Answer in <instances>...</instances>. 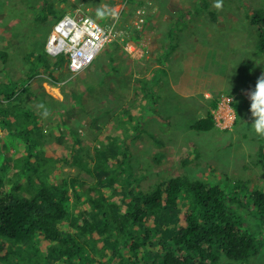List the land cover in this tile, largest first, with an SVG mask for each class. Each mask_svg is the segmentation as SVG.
<instances>
[{
  "label": "rangeland",
  "instance_id": "rangeland-1",
  "mask_svg": "<svg viewBox=\"0 0 264 264\" xmlns=\"http://www.w3.org/2000/svg\"><path fill=\"white\" fill-rule=\"evenodd\" d=\"M48 1L59 10L58 0ZM136 1L68 0L70 10L66 14L80 10L102 25H113L118 33L114 41H120L123 46L128 37L137 40L144 29L134 31L137 10L146 4L142 0L144 4L136 5ZM204 2H207L205 9ZM214 2L192 0L187 7L196 12V24L212 25L209 12H214L218 20L224 21V28H217L224 31L223 34L217 38L201 35L197 43L183 34L182 40L174 44L179 46L178 53L184 59L170 69L172 81L210 89L213 93L206 100L189 98L182 106L179 102H153L154 106L148 102L150 107L141 110V115L135 116L131 123L140 121L145 132L138 134L130 127L120 136L114 132L117 125L126 124L120 107L124 105L133 110L128 98L122 100L124 104L104 100L102 106L107 113L103 115L96 110L99 103L81 100L87 89L95 87L87 76H80L86 69L79 73L64 70V79L55 87L44 75L36 74L34 79L45 89L48 98L42 96L43 92H36L34 81L33 90L29 86L24 92L19 89L10 101L1 103L6 116L3 118L0 113V169L3 167L6 187L14 188L19 196L33 192L26 182V173L18 170L29 147L26 132L35 143L31 146V164L40 167L48 184H58L71 177L96 183V176L78 166L67 165L61 157H70L73 151V159H84L85 155H92L95 148H101V142L110 145L114 132L119 140L113 143V149L128 153L125 169L141 190L148 191L176 175L218 183L229 193L238 182H245L250 189L263 190L264 166L257 164L256 151L264 138L258 137L251 128L253 121L246 93L255 89L257 79L264 74V54L259 50L255 29L249 25L245 13L264 7V0H223L222 11L213 7ZM41 5L42 0H0V89L11 85L8 80L15 82L17 88L27 84L23 82L30 71L26 57L43 46L53 25L52 19L46 24L35 22ZM148 14L149 10L146 17ZM184 20H188L185 15ZM58 92L63 97L62 102L53 98ZM216 98L219 101L212 113L217 128L208 132L191 129L192 123L204 116L209 102ZM30 112L29 120L23 124L22 115ZM189 143L194 144V152ZM50 157L52 159L48 160ZM30 173L33 178L37 177ZM242 194L239 196L247 201L246 191ZM231 207L245 229L257 238L260 251L244 263L221 256L218 264H264V228L247 206L232 204Z\"/></svg>",
  "mask_w": 264,
  "mask_h": 264
},
{
  "label": "trees",
  "instance_id": "trees-1",
  "mask_svg": "<svg viewBox=\"0 0 264 264\" xmlns=\"http://www.w3.org/2000/svg\"><path fill=\"white\" fill-rule=\"evenodd\" d=\"M57 2L59 10L42 0L35 22L46 24L52 19L54 24L70 10L68 0ZM209 17L216 21L214 12H209ZM245 18L255 29L264 54V7L246 12ZM42 45L26 57L30 71L23 82L27 85L17 88L8 80L11 85L0 89L3 118L6 112L1 103L10 101L19 89L26 91L36 74L44 75L54 87L64 79L68 55L51 58L44 51L45 43ZM145 87L136 94L142 95ZM218 101L209 102V110L192 123L191 129L208 132L217 128L212 111ZM30 114L22 115L23 124ZM122 114L126 124L117 125L115 133L121 136L130 127L135 133L145 132L140 121L131 125L136 112L124 108ZM114 132L110 145L101 142V148L84 159H73V151L70 157H61L67 165L96 176L94 184L79 177L48 184L40 167L31 164V146L35 143L25 133L29 147L18 170L26 173L33 192L19 196L14 188L6 187L3 167L0 169V264H218L221 256L244 263L258 255L257 238L245 229L231 205L247 206L264 228V189H250L245 182H238L229 193L218 183L176 175L148 191L141 190L125 169L128 153L113 149L119 140ZM189 145L194 152V144ZM256 160L264 166L262 141ZM31 171L37 177L33 178ZM245 191L249 201L239 196Z\"/></svg>",
  "mask_w": 264,
  "mask_h": 264
},
{
  "label": "crops",
  "instance_id": "crops-1",
  "mask_svg": "<svg viewBox=\"0 0 264 264\" xmlns=\"http://www.w3.org/2000/svg\"><path fill=\"white\" fill-rule=\"evenodd\" d=\"M143 1L146 4L141 7H144L146 12L149 10V14L137 40L128 37L123 46L118 40L107 44L96 56V60L80 75L87 76L95 84L90 91L86 87L87 91L82 95V102H85L84 99H90L99 103L96 105V110L103 115H106L107 110L102 103L107 99L124 104L122 100L128 98L131 102L129 106H132V111L136 112L134 117H138L141 115V110L150 107V104H146L148 102L156 104L167 101L179 102L182 106L186 99L197 97L206 100L213 93L210 89L203 90L195 88L196 85L187 86V83L172 81L170 69L178 64V60L184 59L179 54V46H176L178 41L182 40L183 34L190 36L192 43H197L196 39L201 35H211L217 38L224 32L217 29L224 28V21L218 20L216 16V21H212V25L204 23L202 25L201 22L196 24L194 16L196 12L187 7L192 0ZM143 1L137 0L135 4L141 5ZM184 15L188 18L187 21L184 20ZM134 31L137 30L134 29ZM231 37L229 34V39ZM34 81L33 77L31 84H28L32 90ZM35 82L37 83L35 84L36 92H43L41 95L48 98L42 85ZM143 85L144 87L146 85L145 91L138 96L136 93ZM52 90H57V88H52ZM219 90L221 91V88ZM53 98L58 102L63 101L59 92L53 95ZM156 104L153 103V106ZM123 106L120 107L122 110L125 108Z\"/></svg>",
  "mask_w": 264,
  "mask_h": 264
},
{
  "label": "built area",
  "instance_id": "built-area-1",
  "mask_svg": "<svg viewBox=\"0 0 264 264\" xmlns=\"http://www.w3.org/2000/svg\"><path fill=\"white\" fill-rule=\"evenodd\" d=\"M146 15L144 7L138 8L134 22V29L138 32L143 29ZM117 34L113 25H102L90 15L76 10L54 23L45 41L44 51L51 58L67 54L70 71L79 73L93 63L99 52L116 39Z\"/></svg>",
  "mask_w": 264,
  "mask_h": 264
},
{
  "label": "clouds",
  "instance_id": "clouds-1",
  "mask_svg": "<svg viewBox=\"0 0 264 264\" xmlns=\"http://www.w3.org/2000/svg\"><path fill=\"white\" fill-rule=\"evenodd\" d=\"M213 7L222 11L223 0H215ZM246 96L250 101L251 128L258 137L264 138V74L257 79L255 89L248 91Z\"/></svg>",
  "mask_w": 264,
  "mask_h": 264
}]
</instances>
